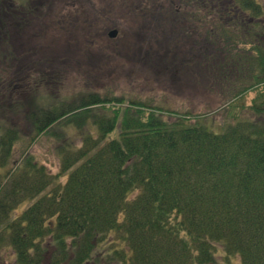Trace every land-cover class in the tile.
Masks as SVG:
<instances>
[{"label":"trees","instance_id":"trees-1","mask_svg":"<svg viewBox=\"0 0 264 264\" xmlns=\"http://www.w3.org/2000/svg\"><path fill=\"white\" fill-rule=\"evenodd\" d=\"M262 13L242 0L228 19L220 12L219 24H202L205 60L218 55L220 67L235 57L242 74L221 124L109 91L32 103L33 137L56 140L55 174L31 153L15 158L19 126L1 125L0 250L9 246L15 264H41L50 243L51 264H205L220 245L226 264H264ZM24 21L0 7V60L15 56L8 37ZM246 89L257 92L248 112L229 113Z\"/></svg>","mask_w":264,"mask_h":264},{"label":"rangeland","instance_id":"rangeland-1","mask_svg":"<svg viewBox=\"0 0 264 264\" xmlns=\"http://www.w3.org/2000/svg\"><path fill=\"white\" fill-rule=\"evenodd\" d=\"M132 1L0 0V7L7 10L14 7L16 15L25 20L24 26L14 27L8 37V43L9 40L14 43V48L9 50L15 56L7 62L0 60V126L10 122L19 126L20 139L13 146L15 158L31 153L52 173H57L60 165L54 148L56 140L43 131L33 137L28 112L32 103L58 101L60 104L74 100L82 91L99 90L102 94L109 91L114 95L132 96L173 111L205 116L216 124L226 120V104L239 87L242 74L236 68L235 57L231 58L232 64L220 67L218 55L215 63H211V58L205 60L199 49L203 50L200 44L208 34L206 26L195 20L200 18L203 22L219 24L217 14L221 12L228 19L242 7V0H215L221 9L207 8L206 12V8L195 0H159L172 2L174 11L179 6L183 12L192 7L177 2L191 1L196 33L187 37L193 38L195 43V54L189 56H182V52L178 54L180 56H175L172 51L168 55L164 52L166 48L171 49L174 42L162 36L161 25L169 26L171 15L165 20L158 13L147 14L154 11L152 4L142 6L138 0ZM231 1L232 4H228ZM256 1L263 8L261 15L264 16V0ZM143 21L150 23L151 32L141 29ZM106 23L109 30L115 28L117 33H102ZM173 24L177 27L180 22L177 20ZM250 38L246 39L251 41ZM206 42L210 44V41ZM7 45L0 44V49H6ZM240 94L238 98H232L236 107L229 113L240 110L247 113L245 109L257 92L246 89L240 90ZM59 179L64 181L65 177ZM26 204H21L15 212H20ZM52 249L51 243L45 245L41 264H51ZM14 258L9 246L1 248L0 264H15ZM238 261V256L232 257L233 263ZM205 264H226L220 245L215 261Z\"/></svg>","mask_w":264,"mask_h":264},{"label":"flooded vegetation","instance_id":"flooded-vegetation-1","mask_svg":"<svg viewBox=\"0 0 264 264\" xmlns=\"http://www.w3.org/2000/svg\"><path fill=\"white\" fill-rule=\"evenodd\" d=\"M134 1V0H133ZM132 1V2H133ZM140 2V4L142 6L146 5V4H152L151 7L154 8V11L150 10L148 11L147 14H152V13H158L159 17L162 19V17L165 19V20H168L169 19V16L171 15L172 16V19H171V23L169 26L165 25V24H162L161 27H162V32L164 34H167L166 36H170L171 38L174 37V40L178 41L179 43L178 44H174L173 47L176 46V49L173 50V54L175 56H177L179 53L181 52H186V51H189V49H186V50H183V49H179L178 46H182L184 45V40L194 31V27L192 25V23L189 22V19L187 18L186 15H188L189 11L186 10V12H183L182 11V7H177L176 11L175 10V5L172 4V2L170 3H163V2H159V0H154L152 2L150 1H147V0H138V3ZM183 3L184 5H187L186 2H177V4H181ZM130 4V2H129ZM172 7V8H171ZM170 8L173 9V11L171 12L170 11ZM160 9V10H159ZM179 21L180 22V25L177 26V27H174V22L175 21ZM146 21H143L141 24V29L143 28L145 31H150V30H153L152 27L150 26V23L149 22H146ZM111 31H114V34L117 33V29H113L111 28V30H109V27H108V24L106 23L105 25H103L102 27V33H110ZM166 55H168L170 53V50H167V51H164Z\"/></svg>","mask_w":264,"mask_h":264}]
</instances>
